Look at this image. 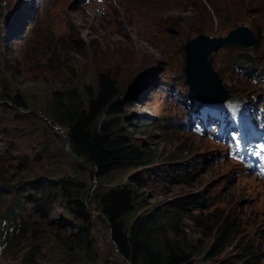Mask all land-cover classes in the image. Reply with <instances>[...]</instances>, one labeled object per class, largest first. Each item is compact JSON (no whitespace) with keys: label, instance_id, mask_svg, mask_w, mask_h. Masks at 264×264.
Wrapping results in <instances>:
<instances>
[{"label":"rangeland","instance_id":"obj_1","mask_svg":"<svg viewBox=\"0 0 264 264\" xmlns=\"http://www.w3.org/2000/svg\"><path fill=\"white\" fill-rule=\"evenodd\" d=\"M240 24L256 29L258 40L247 52L226 45L212 53L229 97L211 106L246 117L264 107V0H0V214L19 194L18 209L0 218V264L128 263L99 212L90 210L86 252L73 247L78 222L59 201L45 219L23 203L38 180L71 178L88 204L99 189L91 166L61 149L64 130L54 129L45 108L54 91H82L100 72L117 82L128 136L162 152L139 171L145 186L137 188V206L178 214L191 264H240L242 255L264 264V183L239 154L227 157L219 133L201 135L200 106L188 96L182 72L185 40L199 33L224 36ZM17 94L26 107L11 102ZM136 172L118 171L103 187L121 185ZM223 228L229 244L208 258Z\"/></svg>","mask_w":264,"mask_h":264},{"label":"trees","instance_id":"obj_2","mask_svg":"<svg viewBox=\"0 0 264 264\" xmlns=\"http://www.w3.org/2000/svg\"><path fill=\"white\" fill-rule=\"evenodd\" d=\"M255 31L257 41L259 32ZM239 55L248 57L241 53ZM260 75H264L262 70L259 71ZM118 95L116 80L109 73L100 72L96 84L86 85L82 91L76 87L54 91L45 113L52 124L64 130L71 151L80 160L93 163L91 173L100 186L92 195L88 207L103 215L118 255L129 264H191L193 250L184 237L178 214H170L168 209L160 207L142 210L137 206L140 200L137 188L145 186L144 177L139 171L161 158L162 152L139 146L128 136L121 120L122 117L126 118L125 110L123 102L117 100ZM10 99L16 106L26 107L22 95L17 94ZM132 169L137 172L128 174L123 184L103 187L107 177ZM181 170L184 171V168ZM30 188V194L23 203L29 204L30 210L45 219L54 203L59 201L78 222L72 231L76 232L74 239L78 244L75 242L73 247L87 252L91 247L92 213L87 211L85 192L80 190L79 183L62 177L45 183L38 180ZM18 195L15 192L14 200L1 212L2 221L18 209L15 202L19 199ZM0 203L3 201L0 200ZM229 237L226 228L220 230L207 251V257L220 255L229 244ZM29 255L30 252L24 258L27 262H30ZM239 257L240 264H254L249 263L248 256ZM219 264L235 263L225 259Z\"/></svg>","mask_w":264,"mask_h":264},{"label":"water","instance_id":"obj_3","mask_svg":"<svg viewBox=\"0 0 264 264\" xmlns=\"http://www.w3.org/2000/svg\"><path fill=\"white\" fill-rule=\"evenodd\" d=\"M255 42L256 35L244 24L230 29L224 36H209L199 33L185 40L183 43L184 65L182 72L185 76L184 83L188 86L187 91L191 98L201 103L224 102L229 97V94L225 90L218 73L212 67V53L220 46L226 45L237 47L242 52H247L251 50V46ZM53 127L55 130L61 129L58 125H54ZM62 136L64 140L60 147L63 151L86 167L93 165L92 162L80 160L71 151L67 136L65 134H62ZM85 206L87 211L91 213L92 211H90L87 201L85 202ZM97 214L103 216L101 213Z\"/></svg>","mask_w":264,"mask_h":264},{"label":"bare ground","instance_id":"obj_4","mask_svg":"<svg viewBox=\"0 0 264 264\" xmlns=\"http://www.w3.org/2000/svg\"><path fill=\"white\" fill-rule=\"evenodd\" d=\"M130 3H131V2H130ZM130 3H129V4H130ZM129 4L127 5V7L129 6ZM27 9H28V8H27ZM131 10H132V9H131ZM128 11H129V10H128ZM132 15H134V14H132ZM31 16H32V15H31ZM124 17H125V16H124ZM69 20H70V19H69ZM134 20H135V19H134ZM69 22H70V21H69ZM137 24H138V23H137ZM214 113H215V112H214ZM214 113H213V114H214ZM237 114H238V113H237ZM138 122H139V121H138ZM60 130H61V129H60ZM10 257H11V256H10ZM13 257H14V256H13Z\"/></svg>","mask_w":264,"mask_h":264}]
</instances>
